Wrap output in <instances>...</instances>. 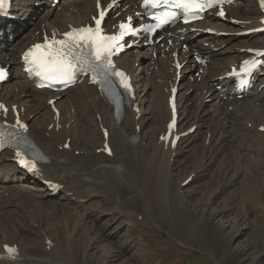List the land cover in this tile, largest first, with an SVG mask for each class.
<instances>
[{"label":"bare ground","instance_id":"6f19581e","mask_svg":"<svg viewBox=\"0 0 264 264\" xmlns=\"http://www.w3.org/2000/svg\"><path fill=\"white\" fill-rule=\"evenodd\" d=\"M38 1H44L48 7L39 25L21 37L15 29L17 22L11 17L20 20L25 10H31L29 4L34 3V0H13L11 11L7 13L11 17H0V63L8 64L11 78L7 83L0 84V119L14 121L19 117L26 123L29 134L49 160L41 165L42 179L59 183L61 194L51 195L42 180L28 177L17 169L12 163L11 152L2 154L0 264H80V255L76 254L72 243L75 233L78 240L76 246L83 242L87 250H95L93 256L99 264L111 263L121 253L112 246L110 233H105L100 225V228L96 226L99 217L90 211L93 207L98 213L107 211L106 216L110 219L115 218L114 212L121 213L129 224L140 223L144 217L140 211L142 207L150 208L153 212L164 210L172 235L182 241L196 242L202 249L209 251L212 257L219 255L221 260V242L216 240L208 249L204 240L197 237L194 228L188 225L184 215L187 196L182 191L181 183L171 182V170L181 147L187 148L192 140L196 141L203 126L206 132L202 136L201 160L196 159L195 162L197 170L224 153L220 170L225 175L232 172L234 176H239L236 169L239 164L234 167L233 161L244 162V157L249 158L247 161L256 159L264 152V132L259 131V128L264 127V66L258 71L254 85L245 92L247 98L239 102L236 99L239 92H236L231 77L227 75L231 67H235L238 60L246 56L244 49L264 47V35L247 33L239 37H219L205 34L200 36L201 40H197L200 32L195 30L197 27L210 28L214 32L254 28L259 25L261 16L256 0H235L226 7L227 14L224 17L212 13L193 30L186 25L176 26L169 33L158 35V40L144 38L125 50L115 60L119 67L130 74L134 97L120 120L114 116L113 107L88 77H83L71 90L52 92L35 87L22 71L20 63L22 50L39 40L43 33L52 35L67 30L71 25L83 24L95 13L97 4L105 6L108 0L59 2L54 8L59 6L61 10L52 19H49L54 14L51 12L52 0ZM121 1L120 8L109 11L105 23L107 27L138 10L134 6L137 0ZM10 36L19 38L9 43ZM150 40L152 43L144 47L143 43ZM202 42H207V45ZM182 44H187V49H182ZM221 45L223 47L219 51L213 50L214 46ZM142 49L150 57L145 61L151 62L152 76L142 72V58L135 67L138 59L135 57H140ZM205 57L209 60L198 64L197 59ZM178 63L184 64L177 72ZM191 68L194 73L197 72L196 76L191 73ZM148 81L151 85H148ZM175 84L178 116L172 127L168 128L171 117L168 97ZM214 84H219L220 89L216 90ZM148 88L152 90L151 94ZM181 89L186 92L189 89L196 90V98L189 103L194 106L192 109L186 105L190 99L184 95V91L180 92ZM50 99L54 100L50 102ZM206 100L211 107L208 111L205 110ZM143 103H149L147 112L140 107ZM243 108L254 110L250 125L233 122V116H238ZM204 114L208 116L207 122ZM183 122L190 124L184 127ZM149 124H154L151 130L143 132ZM194 124L196 129L190 135H183ZM249 129H256L259 137L263 138L258 148L252 142L250 144L254 148L248 149L250 146L247 148V143L239 141L238 136L247 135ZM104 130L108 134L111 154L104 152ZM187 177L188 174L185 179ZM254 178L257 181L258 178ZM102 202H107L108 207H104ZM44 223L47 224L45 227ZM87 225L91 228L87 229ZM41 229L46 230L48 235L39 233ZM5 246H12L15 252L8 254Z\"/></svg>","mask_w":264,"mask_h":264},{"label":"rangeland","instance_id":"374dc122","mask_svg":"<svg viewBox=\"0 0 264 264\" xmlns=\"http://www.w3.org/2000/svg\"><path fill=\"white\" fill-rule=\"evenodd\" d=\"M66 1L70 0H64V2ZM29 6L32 7L31 10L28 9L26 14L24 12L21 21L17 23L15 28L18 30L20 37L34 30L39 25L41 16L48 7L45 2L39 1L36 3H30ZM60 10L61 7L59 6H57L56 9L53 7L51 12H54V14L49 19H52L56 12L59 13ZM205 34V32L200 33L198 37ZM219 35L226 37L236 34L234 32H226ZM15 38H17V36H10L9 43H12ZM220 47L223 46H217L213 49L214 51H219L218 49ZM141 58L143 59L141 62V66L143 67L142 72L147 76H152L153 70H150L152 67L151 62L148 63V61H145L150 58L149 55L141 53L140 57H135V59H137V61H135V66L137 67ZM194 76H196L195 73ZM189 79L190 78L188 77V80ZM148 83V85H151L149 81ZM149 87L152 89V86ZM150 88H148L149 94L152 92ZM183 91L184 89L180 90L181 93ZM183 93L184 95H188V98L190 99L187 101L186 105H189V103L196 98L195 89H189L187 92L184 91ZM244 97H238V99H236L239 102L240 100H245L247 98L246 96ZM205 103L207 105L205 110H210V102L206 100ZM148 104L149 103H143L142 106H140L143 111L147 112L149 110ZM190 107L192 109L194 106ZM248 111H250V113ZM253 112V109L243 108V110L240 111L241 115H238L240 118L238 116H233V122L237 125L239 123L244 126L250 125V122H252L251 120H253ZM203 117L207 122V114H204ZM188 124H190V122H183L182 126L185 127V125ZM153 125L154 124H149L145 126L143 132L151 130ZM193 126L196 129V124ZM249 130L248 134L250 137L248 134H240L238 136L239 141H242L244 144L247 143V148L248 145L250 146L248 149H252V144L254 147L258 148V146L261 145L260 143L263 141V138L261 136L259 137L256 129ZM193 131L188 132L185 135H190ZM259 131L260 133L262 131L264 132V128L262 127ZM204 132H206V129L203 126L198 133V139L196 141L192 140L187 148L182 146L181 150H179L177 156L174 158L175 164H173L174 166L171 170V182L173 181V183L176 184L181 183V187H183L182 191H184L187 196L184 215L187 219L188 225L194 228L196 236L204 240L205 247L210 249V245L213 246L216 240L221 242V260L218 258L219 255L212 257L209 254V251L202 249L196 242L182 241L172 235L169 222L166 218V212H164V210H161L162 212H153L150 208L146 209L142 207L140 208L141 210H139L143 213L144 217L140 223L129 224L125 218L126 216H123L121 213L114 212L115 218L110 219L109 216H106L107 211L98 213L96 208L93 207L90 211L96 213L99 217L96 226L98 228L101 227L100 229H103L105 233H110L112 246L121 253L120 256L116 257L117 259L112 260L109 264H264V152L261 153V157H258L259 160L258 158L250 159L248 160L249 163L247 161V159H249L248 157H244L245 161H241V163H239L240 161H236V163L233 161L234 167L239 164V166L236 167L239 176H234L232 172L225 175V172L220 170L223 161L221 159H224V153L216 156L213 159L214 161L208 162L205 166L200 169L198 168L197 170L195 162L201 160L202 136L204 135ZM244 139L247 140L243 141ZM260 140L262 141L260 142ZM258 155L260 156V154ZM240 164L242 166H240ZM214 167H217L216 170ZM248 170L249 172H247ZM255 170H258V172ZM187 174L189 178L184 181ZM254 176L258 178L257 181H254L256 179ZM246 178H249L250 180H246ZM182 179H184V182ZM228 180H232L233 183ZM226 181H228L227 184H225ZM223 184H225L226 187L223 186ZM162 185L163 184H159V186ZM255 185L257 186L255 187ZM250 186L255 188L251 189ZM59 194H61V192H59ZM102 203L104 204V207H108L107 202ZM56 219L59 220V218ZM43 225L45 227L47 224L44 223ZM98 225H100V227ZM42 226H40V228ZM70 227H72V225H70ZM86 228L90 229L91 227L90 225H87ZM76 230L81 231L80 228H76ZM39 233L47 234L44 229H41V232L39 231ZM75 234L77 235V233ZM75 234L72 235V243L74 245V250L76 249V254L80 255L79 263L99 264L95 256H93L95 250H87L86 245L83 242L81 245L76 246V241L78 240ZM49 237H51L50 234Z\"/></svg>","mask_w":264,"mask_h":264},{"label":"snow or ice","instance_id":"6c2138e0","mask_svg":"<svg viewBox=\"0 0 264 264\" xmlns=\"http://www.w3.org/2000/svg\"><path fill=\"white\" fill-rule=\"evenodd\" d=\"M159 0H146V3L155 5ZM2 3V0H0ZM264 4V0H262ZM182 7L186 11L192 8H202L203 4L199 0H180L176 5ZM223 14V13H221ZM104 13L101 12V17ZM176 13L168 12L165 18L161 19V23L174 18ZM96 27H82L73 29L63 34V39H57L55 34L51 40L47 37L43 44L33 45L27 52L24 53L23 58L27 61L30 67L27 69L29 72L35 71L38 76H43L45 79H61L65 83L72 80L76 71L83 70L82 65L85 63L93 73V80H97L100 75H107L113 72L116 76L121 77V83L124 88L128 89L129 85L122 72L114 70V66L110 59L113 51L117 48V42L123 38L127 31L132 30L129 25L121 24L120 34L117 35H104L101 28V20H96ZM134 31V30H132ZM87 48L88 54L77 55L78 50ZM264 54V53H258ZM253 67L255 64L253 63ZM3 76L0 74V79ZM2 107V106H0ZM19 124V121H17ZM20 127L24 125L20 124ZM171 128L172 125H169ZM163 138V137H162ZM19 155V153H17ZM22 164L27 166L25 161ZM34 167V166H33ZM9 254L15 252V249L5 246Z\"/></svg>","mask_w":264,"mask_h":264}]
</instances>
